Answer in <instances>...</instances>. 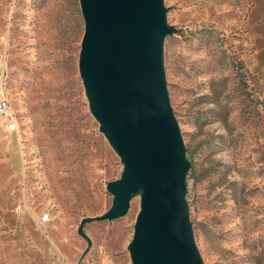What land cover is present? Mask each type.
Segmentation results:
<instances>
[{"label": "rangeland", "instance_id": "1", "mask_svg": "<svg viewBox=\"0 0 264 264\" xmlns=\"http://www.w3.org/2000/svg\"><path fill=\"white\" fill-rule=\"evenodd\" d=\"M163 1L203 264H264V0ZM83 31L78 0H0V98L18 126L0 116V264H131L139 196L123 217L83 225L86 252L77 231L110 208L106 183L122 171L78 71Z\"/></svg>", "mask_w": 264, "mask_h": 264}, {"label": "water", "instance_id": "2", "mask_svg": "<svg viewBox=\"0 0 264 264\" xmlns=\"http://www.w3.org/2000/svg\"><path fill=\"white\" fill-rule=\"evenodd\" d=\"M84 31L78 71L90 110L122 164L106 183L112 196L101 215L113 221L139 196L127 246L131 264H203L184 200L190 166L172 110L162 62L170 33L163 0H78Z\"/></svg>", "mask_w": 264, "mask_h": 264}, {"label": "built area", "instance_id": "3", "mask_svg": "<svg viewBox=\"0 0 264 264\" xmlns=\"http://www.w3.org/2000/svg\"><path fill=\"white\" fill-rule=\"evenodd\" d=\"M0 116L3 117L6 131H17V121L11 113L9 101L5 97L0 98ZM42 218L46 220L48 218V215L44 214Z\"/></svg>", "mask_w": 264, "mask_h": 264}, {"label": "trees", "instance_id": "4", "mask_svg": "<svg viewBox=\"0 0 264 264\" xmlns=\"http://www.w3.org/2000/svg\"><path fill=\"white\" fill-rule=\"evenodd\" d=\"M239 67H240V68H243V63H242L241 61L239 62ZM185 151L187 152L186 147H185ZM187 159H188V158H187ZM188 161H189V160H188ZM189 164H190V161H189ZM187 177H188V176H187Z\"/></svg>", "mask_w": 264, "mask_h": 264}]
</instances>
